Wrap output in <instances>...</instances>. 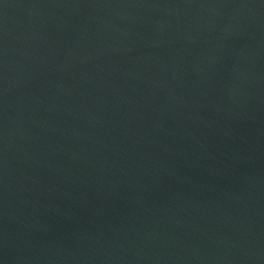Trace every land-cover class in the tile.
<instances>
[{
	"label": "water",
	"instance_id": "obj_1",
	"mask_svg": "<svg viewBox=\"0 0 264 264\" xmlns=\"http://www.w3.org/2000/svg\"><path fill=\"white\" fill-rule=\"evenodd\" d=\"M0 264H264V0H0Z\"/></svg>",
	"mask_w": 264,
	"mask_h": 264
}]
</instances>
